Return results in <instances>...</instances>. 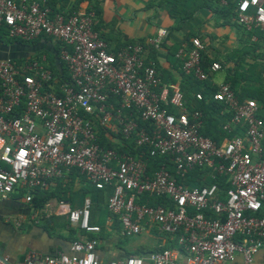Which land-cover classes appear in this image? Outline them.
<instances>
[{
    "label": "built area",
    "instance_id": "built-area-1",
    "mask_svg": "<svg viewBox=\"0 0 264 264\" xmlns=\"http://www.w3.org/2000/svg\"><path fill=\"white\" fill-rule=\"evenodd\" d=\"M216 2L264 62V0ZM0 30L24 42H58L63 68L51 71L44 54L0 59V201L23 192L29 203L35 188L48 189L71 170L109 191L102 236L85 196L66 210L76 231L67 251L28 250L15 260L1 253L0 264H264V101L239 99L229 83L215 82L223 65L202 64L196 36L175 52L183 74L202 85L190 100L161 82L149 56L164 28L108 51L91 12L0 0ZM201 103L223 116L219 140L202 133ZM107 231L116 241L164 238L103 261Z\"/></svg>",
    "mask_w": 264,
    "mask_h": 264
},
{
    "label": "crops",
    "instance_id": "crops-1",
    "mask_svg": "<svg viewBox=\"0 0 264 264\" xmlns=\"http://www.w3.org/2000/svg\"><path fill=\"white\" fill-rule=\"evenodd\" d=\"M47 4L64 12L93 13V27L99 32L108 51H115L128 42L145 43L159 28L166 29L161 44L157 49L150 50L149 56L155 60L161 82L179 88L189 97L187 99L192 100L195 84L181 71L180 60L175 56V52L181 43L194 36L203 45L201 56L222 63L225 73L217 82L229 83L236 96L241 99L256 98L264 94V70L261 78L247 75L242 67L243 62H250L247 52L251 49L254 53V45L248 43L247 46L245 36L246 39L248 36L244 35L227 11L219 8L216 0H47ZM55 45L48 37L21 43L7 37L5 31L0 30V59L24 60L44 54L48 65L47 54L55 56L53 54ZM214 115L218 123L223 118L218 110ZM60 184L65 185L58 188ZM46 192L53 193V197L46 199L38 208H33L25 202L21 192L11 195L8 197L10 199L0 201V220L4 226L8 225L10 233L3 234L4 232L0 230L2 254L7 255L10 260L21 259L28 250L41 253L67 251L76 231L70 234L69 229L73 227L67 222L66 210L80 206L85 196L90 197L92 201L96 200L93 186L76 170L55 179ZM103 192L105 204L109 191ZM18 196L25 204L24 208L12 205V201ZM42 210L46 212L40 214ZM8 215H15L13 224L5 222L3 217ZM33 216H36V219H32ZM47 220L52 224L45 229L47 227H44L46 224L43 225V222ZM139 237L146 238L148 242H156V245L160 241L159 238H164L160 234L149 233H142ZM103 238L105 241L98 250L103 261L126 253L124 248L117 245L118 241L115 240L117 237L112 231H107ZM153 247L136 245L130 252Z\"/></svg>",
    "mask_w": 264,
    "mask_h": 264
},
{
    "label": "trees",
    "instance_id": "trees-1",
    "mask_svg": "<svg viewBox=\"0 0 264 264\" xmlns=\"http://www.w3.org/2000/svg\"><path fill=\"white\" fill-rule=\"evenodd\" d=\"M8 40H10V39H8ZM16 41L21 42V43L24 42V41H21V40H18V39H16ZM32 41H30V42H32ZM24 43H26V42H24ZM55 44L56 45L54 47V52H53V54L55 56L53 57L52 54H50V55L47 54L48 55V57H47L48 66L51 69V71H53L54 73H56L59 70V68H61L62 72H63L62 64H61V62H59L57 60V57H56V54H55L57 52V50H58V42H55ZM54 59H56V61ZM12 60H14L15 62L21 61V59H12ZM201 60H202V64L204 66H206L207 64H209L211 62V60H208V59L204 58L203 56L201 57ZM190 82L195 84V88H193V90L195 89L194 92L197 91V90H200V88L202 86L201 83L193 80L192 78H190ZM182 93H183V95H184V97L186 99L189 98V97L186 96V94H184V92H182ZM202 93L205 95L206 94V89H203ZM256 98L259 99V100H263L264 101V94H260ZM239 99H241V98H239ZM204 105H208V106H204ZM200 107L202 108V111L204 113V118H205V126L202 129V133L204 135L209 136L210 138H212L214 140H219L222 136H224V132L221 131V129L219 128L218 119L214 115L215 111L217 112L216 105L214 103H212V104H203V103H201ZM100 142L102 144H106V145L110 146V144L106 142V140L104 139V137L102 135H101ZM93 190L96 192V200L93 199L92 205L99 207V206H101L100 204L103 205L104 192H103V190L95 189V188H93ZM46 191H47V189L35 188L32 191V199L29 202V205H31L33 208H38V207H41L42 203L46 199H48L50 197H53V193L46 192ZM105 214H106V211H105ZM90 221L98 223V222L95 221V218H93L92 215L90 217ZM98 224L101 227L99 236L100 235L102 236L103 233H104V228H103V225H102L103 221H102V223H98ZM115 227H116V224H115ZM69 231H70V234H74L75 229L74 228H70ZM139 250H144V249L135 250V253H138Z\"/></svg>",
    "mask_w": 264,
    "mask_h": 264
},
{
    "label": "rangeland",
    "instance_id": "rangeland-1",
    "mask_svg": "<svg viewBox=\"0 0 264 264\" xmlns=\"http://www.w3.org/2000/svg\"><path fill=\"white\" fill-rule=\"evenodd\" d=\"M244 35H246V34L244 33ZM245 41H246V44L248 46V43H250V42L248 41V39H246V36H245ZM247 54L249 55L250 62L249 63L243 62V64H242V67H244L246 74L252 75V76L253 75L259 76L262 78V73L264 70L263 69L264 68L263 67L264 62L262 60H260L256 55H254V53L251 51V49H248ZM224 73H225L224 68L216 71L212 76L213 80L215 82H217L219 80V78L221 77V75H223ZM67 180H69V179H67ZM63 185H65V184H63ZM63 185H61V184L58 185V188H61V187L63 188ZM21 196L23 197V192H22ZM11 198H13V197H11ZM8 199H10V198H8ZM12 205H14V207L17 206L18 208H24L25 204L21 201V197L18 196V198H16L15 200L12 201ZM100 205L101 206H99V207L93 206V205L91 206V215L93 218H95V221L98 223H102V221H104V218H105V204H103V205L100 204ZM45 212L42 210V213H40V214H43ZM3 218L7 224H13L14 220L16 219L15 215L4 216ZM32 219H36V216H33ZM15 224L17 225V223H15ZM51 224L52 223L49 220L43 222V225H45L44 227H47V226L51 227ZM48 228L49 227H47L45 229H48ZM0 230L2 232H4L3 234H7V235L10 234L8 232V225L5 224V226H4L1 223V220H0ZM148 240H150V239H148ZM117 245L124 248L126 252H130V250L133 246L144 245L147 247H153V246H156V242H152V241L148 242L146 240V238H140L139 236H135V237H130V238H120Z\"/></svg>",
    "mask_w": 264,
    "mask_h": 264
},
{
    "label": "water",
    "instance_id": "water-1",
    "mask_svg": "<svg viewBox=\"0 0 264 264\" xmlns=\"http://www.w3.org/2000/svg\"><path fill=\"white\" fill-rule=\"evenodd\" d=\"M2 253V247H1V242H0V254Z\"/></svg>",
    "mask_w": 264,
    "mask_h": 264
}]
</instances>
